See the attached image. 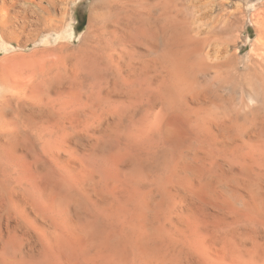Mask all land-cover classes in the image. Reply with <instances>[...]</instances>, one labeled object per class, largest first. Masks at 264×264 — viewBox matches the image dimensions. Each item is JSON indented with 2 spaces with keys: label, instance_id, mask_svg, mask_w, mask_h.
Instances as JSON below:
<instances>
[{
  "label": "bare ground",
  "instance_id": "obj_1",
  "mask_svg": "<svg viewBox=\"0 0 264 264\" xmlns=\"http://www.w3.org/2000/svg\"><path fill=\"white\" fill-rule=\"evenodd\" d=\"M74 1L0 0V51L48 36L0 76V264H264V32L93 0L74 44Z\"/></svg>",
  "mask_w": 264,
  "mask_h": 264
},
{
  "label": "rangeland",
  "instance_id": "obj_2",
  "mask_svg": "<svg viewBox=\"0 0 264 264\" xmlns=\"http://www.w3.org/2000/svg\"><path fill=\"white\" fill-rule=\"evenodd\" d=\"M92 1L93 0H75L74 2H70L67 5L68 7L67 8L68 14L66 16L67 18L65 17V20H63L64 23L62 22L58 23V25H60L61 27L60 28L61 31L63 30L64 34L65 32H67V30H68L67 33L69 34L72 31L70 34L71 36L70 39L67 40L73 42L74 44H77L76 42L79 43L80 38L82 37V35L86 30L89 20V14H90V5ZM220 1H226V0H220ZM228 1L231 2L230 8L231 11L234 13V17L238 19V23L236 24L237 25L236 31L238 30L239 31L236 33H239L237 34L239 37L238 40L236 41L239 43L237 42L236 43L239 46L237 44L236 45L238 47H241L240 56L245 57L249 53L252 46H254L253 44L256 42L258 38L257 35L259 30H262L264 32V0H228ZM55 11H53V14L55 15L58 14L57 16H59V11L58 10ZM43 37L48 38L47 34L44 35L43 33L34 42H30L29 46H27V48L25 49L24 47H22V44L12 41L11 45L14 46L15 50L13 51L10 50L8 53L0 51V76L4 75L6 72L9 73V75L12 77L15 76L19 77L21 73L19 72V70L17 72L15 71V66H17L16 64H18V66H21L20 68H25L24 67L26 66L25 62H28V64H30L29 62L32 61L31 53L32 55L33 53L35 54L34 55L35 60L39 59L38 56L42 54L41 52H39V50L43 47V39H45ZM49 38L52 45L54 46L56 44L54 43L56 34H52ZM14 53L16 54L14 55ZM17 55L19 58H17ZM8 69L11 70L8 71Z\"/></svg>",
  "mask_w": 264,
  "mask_h": 264
}]
</instances>
